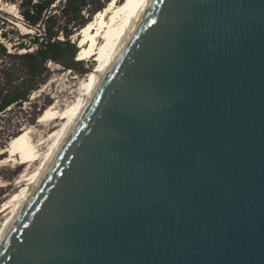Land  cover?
Masks as SVG:
<instances>
[{
    "label": "water",
    "instance_id": "water-1",
    "mask_svg": "<svg viewBox=\"0 0 264 264\" xmlns=\"http://www.w3.org/2000/svg\"><path fill=\"white\" fill-rule=\"evenodd\" d=\"M0 264H264V0H144Z\"/></svg>",
    "mask_w": 264,
    "mask_h": 264
},
{
    "label": "trees",
    "instance_id": "trees-1",
    "mask_svg": "<svg viewBox=\"0 0 264 264\" xmlns=\"http://www.w3.org/2000/svg\"><path fill=\"white\" fill-rule=\"evenodd\" d=\"M15 2L25 25L32 32L20 33L10 22L0 18V126L3 114L21 108L33 91L46 80L48 62L62 64L84 74L93 61L78 59L77 38L92 15L110 0H11ZM52 4L58 8L51 12ZM10 25V29L5 28ZM9 135H11L9 133Z\"/></svg>",
    "mask_w": 264,
    "mask_h": 264
},
{
    "label": "bare ground",
    "instance_id": "bare-ground-1",
    "mask_svg": "<svg viewBox=\"0 0 264 264\" xmlns=\"http://www.w3.org/2000/svg\"><path fill=\"white\" fill-rule=\"evenodd\" d=\"M122 1L119 4V2L110 0L103 8L97 10L94 13V17L86 23L82 42L78 49L79 59L89 55L92 56V54L98 55V59L94 67L89 71L88 79H84L80 83L76 99L68 103H60L56 100V102L54 101L55 103L45 108L39 122L46 129L50 123H53L51 127L53 130L50 128L49 130L51 131L49 133H43L42 130L38 136L36 135L37 138L34 139L30 130L32 128L24 129L16 143L6 150L8 153H12L7 160H13L17 166L19 160L16 159V156L20 146L21 149L19 148V151L23 156L21 162L25 164V167L17 177L19 186H22L20 191H15L11 197L3 201L1 206L0 213L7 211L8 208L10 209L9 212L5 213L7 216L0 229V235L15 214L21 200L27 194L29 186L35 183L38 175L45 168L63 134L72 123L85 96L90 92L94 80L105 69L115 48L144 2V0ZM47 122L49 123L47 124Z\"/></svg>",
    "mask_w": 264,
    "mask_h": 264
},
{
    "label": "rangeland",
    "instance_id": "rangeland-1",
    "mask_svg": "<svg viewBox=\"0 0 264 264\" xmlns=\"http://www.w3.org/2000/svg\"><path fill=\"white\" fill-rule=\"evenodd\" d=\"M114 1L119 2L120 4L122 0ZM51 7L52 8L50 11L57 13L58 8L55 7L54 4H52ZM93 17L94 14L91 18ZM0 18L12 23L20 33H33V29L27 27L23 22L16 3L12 2L11 0H0ZM5 28L8 30L11 28V26L5 24ZM84 29L85 26H83V28L80 30L79 37H77L78 32H76L71 37V39L75 40L77 38L79 41L76 45L77 49H79V46L82 42ZM0 41L9 46V43H7L1 37ZM76 56L79 59L80 56L78 51ZM97 59L98 55L95 56L94 54H92V56L89 55L85 58H82L84 64H88L90 61H93L94 65L96 64ZM48 66L49 73L45 82L41 84L38 89L32 92V94L29 96V100L24 102L20 109L13 108L3 114V123L2 126H0V209L3 201L11 197L15 191H20L22 186H19L17 177L25 167V164L21 162L23 156L19 151V148L21 149L20 146L17 150L18 154L16 156V159L19 160L17 166L13 160H7L12 153H8L6 150L10 148L11 145L16 143L24 129L32 128L30 130L34 136V139L37 138L39 132L42 130L43 133H49L51 130H53L51 128L53 123H50L49 127L46 129V127L39 122L45 108H47L50 104L55 103L56 100H58L60 103L72 102L77 97L80 83L84 79H88L89 71L84 74H79L75 70L68 69L62 64L54 62H48ZM64 99L66 100L64 101ZM48 123L49 122H47V124ZM50 128L51 130H49ZM9 133L11 135H9ZM9 209L10 208L7 209L8 212ZM7 211L0 213V229L6 219L7 215H5V213H7Z\"/></svg>",
    "mask_w": 264,
    "mask_h": 264
}]
</instances>
